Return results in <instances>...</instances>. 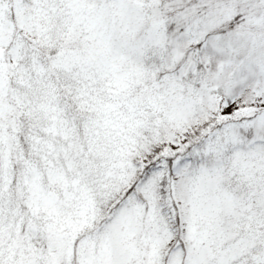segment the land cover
I'll return each mask as SVG.
<instances>
[{
    "label": "snow or ice",
    "instance_id": "1",
    "mask_svg": "<svg viewBox=\"0 0 264 264\" xmlns=\"http://www.w3.org/2000/svg\"><path fill=\"white\" fill-rule=\"evenodd\" d=\"M0 264H264V0H0Z\"/></svg>",
    "mask_w": 264,
    "mask_h": 264
}]
</instances>
